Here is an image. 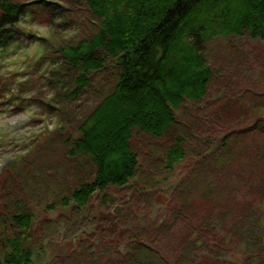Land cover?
<instances>
[{"label": "trees", "instance_id": "1", "mask_svg": "<svg viewBox=\"0 0 264 264\" xmlns=\"http://www.w3.org/2000/svg\"><path fill=\"white\" fill-rule=\"evenodd\" d=\"M61 1L0 0V49L19 40L18 25L27 14L46 12L51 17L58 13L55 7L67 11L65 6H72L89 19L85 38L57 49L56 84L51 83L59 96L70 100L101 87L98 104L78 124V137L61 135L66 154L84 161L91 171L62 200V205L73 201L80 209L96 192L123 188L136 177L139 156L133 145L138 136L165 143L167 170L185 161L184 132L167 138L179 126L178 112L197 107L208 94L216 72L203 51L216 39L248 36L264 41V0ZM256 125L224 139L221 152L206 156L190 181L176 189L190 201H178L169 223L153 234L158 240L170 237L169 245L156 249L134 235L123 255L104 249L97 257L84 254L86 260H80L72 252L58 264H211L214 255H229L242 241L249 248L245 264H264V251L256 254L250 248L264 246V139L249 152L237 150V138L252 137L258 129L264 135V116ZM232 155L245 165L236 167ZM238 194L242 202H237ZM10 217L20 232L1 238L0 264H32L24 236L35 216L21 210ZM204 249L205 256L194 257Z\"/></svg>", "mask_w": 264, "mask_h": 264}, {"label": "rangeland", "instance_id": "2", "mask_svg": "<svg viewBox=\"0 0 264 264\" xmlns=\"http://www.w3.org/2000/svg\"><path fill=\"white\" fill-rule=\"evenodd\" d=\"M47 1L63 4L61 0ZM65 8L68 10L55 7L58 13L51 17L46 12L27 14L18 25L19 40L6 50L0 49V242L4 236L20 232L10 216L23 210L35 216L24 236L33 254L32 264H58L72 252L80 260H86L84 254L97 257L106 249L123 255L134 235L163 249L164 244H170V237L160 241L153 235L155 230L169 223L171 209L178 201H190L176 189L190 181L206 156L221 152L224 139L246 127L253 129L264 116V41L248 36L216 39L203 51L216 72L208 94L197 107L188 105L178 112L179 126L167 138L175 139L184 132L187 157L183 163L167 170L165 143L138 136L133 145L139 156L136 177L123 188L96 192L78 209L73 201L66 206L62 200L70 198L78 180L91 171L84 161L66 154L61 135L78 137V124L102 94L101 87H96L70 100L59 96L51 84H56L57 49L78 43L89 32L86 15L78 7ZM252 135L237 138V150L244 147L249 152L263 144L259 129ZM232 157L236 167L245 165L241 157ZM256 168L260 172L261 167ZM243 199L238 194L237 202ZM242 242L238 250L214 255L209 261L245 264L249 248ZM250 248L256 254L264 251V246L256 244ZM206 250H197L194 257L205 256ZM2 256L1 245L0 259Z\"/></svg>", "mask_w": 264, "mask_h": 264}, {"label": "clouds", "instance_id": "3", "mask_svg": "<svg viewBox=\"0 0 264 264\" xmlns=\"http://www.w3.org/2000/svg\"><path fill=\"white\" fill-rule=\"evenodd\" d=\"M0 163H2V162H0Z\"/></svg>", "mask_w": 264, "mask_h": 264}]
</instances>
